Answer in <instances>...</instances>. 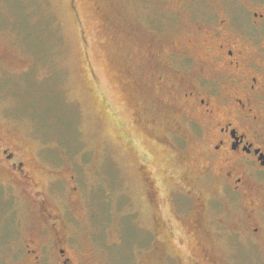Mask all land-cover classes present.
<instances>
[{
	"label": "rangeland",
	"instance_id": "rangeland-1",
	"mask_svg": "<svg viewBox=\"0 0 264 264\" xmlns=\"http://www.w3.org/2000/svg\"><path fill=\"white\" fill-rule=\"evenodd\" d=\"M180 1L0 0V264L22 263L41 223L21 187L43 188L91 264H190L171 193L184 210L202 197L183 180L195 151L151 140L169 100L147 65L157 46L184 43L162 15ZM20 160L24 173L8 166Z\"/></svg>",
	"mask_w": 264,
	"mask_h": 264
},
{
	"label": "flooded vegetation",
	"instance_id": "flooded-vegetation-1",
	"mask_svg": "<svg viewBox=\"0 0 264 264\" xmlns=\"http://www.w3.org/2000/svg\"><path fill=\"white\" fill-rule=\"evenodd\" d=\"M170 10L162 12L167 28L182 32L184 43L161 44L147 55L155 69L150 78L169 100L161 135L150 138L183 154L192 145L195 157L183 158V180L191 173L188 193H202L185 211L172 191L181 226L170 232L193 238L190 264H264V0H181ZM162 53L165 61L156 62ZM3 152L7 161L13 157ZM26 164L5 167L24 173ZM30 172L21 177L36 186ZM28 188L21 187L41 223L25 239L18 264H91L72 243L65 213L43 188ZM191 209L192 218L184 220ZM178 241L184 245L182 236ZM162 261L181 264L171 254Z\"/></svg>",
	"mask_w": 264,
	"mask_h": 264
}]
</instances>
